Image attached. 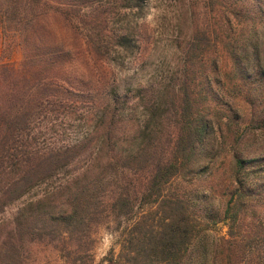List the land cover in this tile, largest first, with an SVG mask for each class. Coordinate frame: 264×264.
<instances>
[{
  "label": "trees",
  "instance_id": "16d2710c",
  "mask_svg": "<svg viewBox=\"0 0 264 264\" xmlns=\"http://www.w3.org/2000/svg\"><path fill=\"white\" fill-rule=\"evenodd\" d=\"M145 1L0 0L23 54L0 65V214L44 188L0 235V263L16 264L27 237L84 232L108 212L129 216L108 264H264V157L227 133L240 103L245 128L264 130V0L192 3L204 12L179 45L181 72L122 85L111 56L145 54L152 35L111 31L110 8ZM59 118L74 137L38 144L35 129Z\"/></svg>",
  "mask_w": 264,
  "mask_h": 264
},
{
  "label": "rangeland",
  "instance_id": "374dc122",
  "mask_svg": "<svg viewBox=\"0 0 264 264\" xmlns=\"http://www.w3.org/2000/svg\"><path fill=\"white\" fill-rule=\"evenodd\" d=\"M203 2L204 0H146L138 5H133L130 9L110 8V30L122 28H132L138 32L142 25H148L152 35L150 50L145 54L139 53H114L112 67L115 69L116 77L120 84L142 83L147 79L167 76V72H181L183 65L182 44L187 35L191 34L196 18L203 17V8H193L192 3ZM210 16V15H208ZM3 23L0 15V65L5 57H11V62L16 66L20 65L23 59L22 51L19 47L14 49L10 45V40L4 37ZM190 27V28H189ZM254 33L259 36L254 44H257L264 59V24L254 27ZM11 36L18 39V34L12 31ZM258 39V43L256 40ZM17 41V40H16ZM10 45V47H9ZM9 48V49H8ZM13 49V50H12ZM9 50H12L11 54ZM7 55V56H6ZM142 55V56H141ZM228 97V96H227ZM234 101L232 97H228ZM236 104L239 98L236 96ZM236 113L241 123L240 130L236 127L231 128V133L227 132L232 139L240 134H244L245 149L247 155L264 157V130L258 128H245L244 118H248L246 107L239 104ZM250 109H248L249 113ZM68 124L62 118L48 120L37 129L35 136L40 145H60L69 137L75 135V131L68 129ZM232 134V135H231ZM90 163H84L87 167ZM44 188L34 191L26 199L8 207L4 213L0 214V235H8L18 227L21 210L33 199H39L43 195ZM109 207H107L108 209ZM101 222H93L90 228L84 232L76 233H54L52 230L44 232L43 236H35L33 240L25 238L22 256L16 264H108L105 259L110 256L112 250L118 254V247L121 233L128 226L129 216L115 218L109 216ZM49 230V229H48ZM218 236H226L228 228L220 225L217 228ZM15 264L10 259H5L0 264Z\"/></svg>",
  "mask_w": 264,
  "mask_h": 264
}]
</instances>
